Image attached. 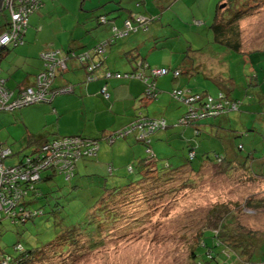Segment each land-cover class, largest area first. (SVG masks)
I'll list each match as a JSON object with an SVG mask.
<instances>
[{"label":"rangeland","instance_id":"374dc122","mask_svg":"<svg viewBox=\"0 0 264 264\" xmlns=\"http://www.w3.org/2000/svg\"><path fill=\"white\" fill-rule=\"evenodd\" d=\"M154 1L150 3V0H147V4L152 8L162 6L159 15L154 16L158 25L162 27L158 37L151 41L150 48L157 49L155 53L159 52L158 58L170 59L176 66L185 68L190 75L186 73L183 78L191 87L199 84L200 90H207L212 96H215L219 89L213 81L205 77V74L230 77L231 82L236 85L231 97L242 100L243 110L231 112L233 121L228 129L238 130L230 131L233 134L244 131L242 126H246L249 135V137L239 135L235 138L237 145L243 146L238 155L243 158L247 153L254 151L257 158L264 157V96L262 102H257L255 93L259 91L258 89L247 86L245 92L241 87L244 81H250V75H254L255 71L259 75V80H262L263 73H259L258 65L264 62V57L244 54L264 50V3L239 22V43L243 54H232L215 40L211 26L215 17L230 18L237 11L238 4L231 5L230 0L225 2L168 0L167 3ZM226 2L229 3L225 6ZM80 4L81 0L66 1L73 19L81 9L88 8L87 0L84 1L82 8ZM101 10L102 8L96 9L94 14ZM4 15L1 11L0 26L4 22ZM194 21L203 24L195 26ZM65 35L66 33L63 34ZM152 58L155 60L156 56L152 55ZM187 76L189 78H186ZM261 86H264L262 81ZM45 104L0 110V144L12 153L10 158L3 161L5 165H15L23 157L31 156L34 150L45 144V141L51 140V137L37 138V135H44L45 131L48 133L56 122L55 114H46L40 109ZM69 117L67 115L65 119ZM65 119L60 121L63 133L67 128V132L73 130L65 126L67 123ZM30 136L32 138H29ZM105 144L109 145L106 142ZM219 146H222L221 139L213 140V147L210 149L203 146L193 165H198L200 158L204 157L203 152H207V157L215 164L213 150L222 151ZM164 160L170 168L185 162L171 158ZM164 160L158 165H163ZM83 162L77 167L78 173L72 179L67 180L65 176L55 174L52 180L36 184L37 191L42 192L44 196L41 195L40 198L28 196L24 199L28 208L41 209L43 215L24 224L13 225L8 218L0 214L1 252L15 254L13 251L15 244H21L24 250L41 249L53 244L57 237L55 222L58 216L59 220L62 217L70 223H76L83 218L84 205L87 204L90 208L93 206V200L98 196L96 191L100 190L99 184L106 181L109 187L114 183L119 185L126 179L134 178V175L128 174L122 179L119 176L126 174L116 173L105 178L100 175L104 179L102 180L99 175L92 176L91 173L86 174L83 169L80 170ZM114 166L123 167L124 164L120 160L115 162ZM126 169L127 167H124L117 172L125 173ZM49 174L50 170L42 172L41 176ZM245 174L244 170L239 169L235 174L226 176L222 167L208 166L202 172L190 175V178L184 177L178 181L179 183L166 186V189L170 186L171 189L177 190L176 193L173 191L166 193L154 202L149 201L148 204L136 201L124 205L122 209L126 218L123 223L116 224L109 232H103L101 243L94 248L87 249L81 245V254L74 253L68 259H64L63 256L55 258L46 252L33 264H197L191 259L190 252L196 232L206 226L216 231L215 227L219 222L210 215V211L219 205L225 206L236 215L234 233L251 232L264 238V210H252L247 206L249 202L264 199V178L247 182L243 178ZM189 180L195 186L191 183L185 186V181ZM258 264H264V248L262 260Z\"/></svg>","mask_w":264,"mask_h":264},{"label":"crops","instance_id":"0c3cea01","mask_svg":"<svg viewBox=\"0 0 264 264\" xmlns=\"http://www.w3.org/2000/svg\"><path fill=\"white\" fill-rule=\"evenodd\" d=\"M66 1L43 0L42 6L28 18L22 44L17 47H9L1 56L0 78L4 80L5 88L13 96H17L22 89L34 87L36 77L43 69V62L40 58L42 53L47 51L62 53L69 50L82 53L110 37L112 34L110 26L98 24L95 20L96 16H105L113 21L117 28H122L123 20L126 18L135 15L158 16L162 7L152 8L147 4V0H98V2L87 0L88 8L81 9L73 19L70 16L71 11L66 6ZM72 1L75 2V0ZM84 1L81 0V8ZM153 1L150 0V3ZM167 1L160 0V2L166 3ZM100 8H102L101 12L94 14L95 10ZM1 11L2 8H0ZM6 20L4 17L0 32L4 31ZM161 27L154 21L149 24L146 31L139 28L137 32L113 42L103 55L104 68L110 71L124 73L134 70L135 61L130 60L129 55H134L136 60H143L150 69L164 67L180 69L182 74L177 79L170 75L155 79V86L158 90L156 99L145 98L146 87L140 80L105 82L102 78H98L95 81L87 82L82 66L78 65L75 60L69 59L67 60V70L58 74L51 82V89L55 92L53 99L40 108L46 114H55L56 122L53 123L48 133L45 131L44 135H37V138L51 137L52 139L71 135L100 138L102 133L125 127L138 119L139 116L151 119L163 118L168 123V128L152 137L153 151L157 157L159 156V159L171 158L183 161L189 146V139L192 137V130L189 127H175L176 121L184 114L186 108L173 99L170 94L173 89L190 90L192 94L207 90H200L201 87L197 83L196 87H191L183 78V75L186 74L185 68L176 66L170 59L158 58L159 52L155 53L157 49L150 48L151 41L158 37ZM64 33H66L65 36H63ZM152 55L156 56L155 60ZM205 75V77L210 76ZM216 76L212 75L210 78ZM262 76L263 79L264 75ZM262 81L264 84V79ZM256 83L258 85L251 86L250 84L249 86L259 90L255 95L258 98L257 101L262 102L264 86H261L258 74ZM103 87L108 93L107 99L101 93ZM241 87H244V84ZM65 90L70 91L66 92ZM67 115L70 117L65 119ZM62 119L67 120V123L64 120L65 126L73 128L72 131L67 132V128L64 133L62 132L60 126ZM229 126L230 122L224 117L218 123L216 120L204 123L202 136L198 139L200 153L203 146L210 149L213 147V140L221 139L222 146L219 148L224 151L226 157H230L233 142L227 135ZM242 127L246 128V126ZM143 156V146L129 135L112 145L101 142L96 157L82 161L80 170L83 169L86 174L91 173V175L96 174L102 177H112L116 173H119L118 175L126 174L119 176L123 178L128 176L127 170L125 173L117 171L130 165H136ZM120 160L124 166L115 167V162ZM109 167H111V174L108 172ZM78 170L76 168V173Z\"/></svg>","mask_w":264,"mask_h":264},{"label":"trees","instance_id":"16d2710c","mask_svg":"<svg viewBox=\"0 0 264 264\" xmlns=\"http://www.w3.org/2000/svg\"><path fill=\"white\" fill-rule=\"evenodd\" d=\"M223 1L225 2L226 0ZM229 2L231 3V5L233 3L238 4L237 11L234 14H232L231 17L228 19L226 18L218 19L215 17L211 27L215 33V40L218 43L223 44L225 49L229 50L228 52H231L232 54H243L240 50V43H239V28H238L239 22L245 19L248 15H251L253 11H255L256 9H259L260 5L264 3V0H230ZM229 2H226L225 6ZM2 11L5 13L4 16L5 19H7L6 25L4 27L5 30L9 23V14L4 8H2ZM141 18L145 20L144 24L139 23L138 19ZM101 19H104V23L101 22ZM95 20H97L98 24L100 25L110 26V30L112 33L110 37L105 39L103 42L97 43L95 46L82 53H75L73 50H69L67 52H62V53L58 51L57 52L60 55L67 56L68 58L67 60L69 59L75 60L78 63V65L82 66L86 74L85 79L89 75L87 71L88 67L92 65H96L97 67L95 68L93 73H91L92 75L95 76V80L98 78H102L105 82L110 80H119V81H127L131 79L140 80L144 83L146 87L145 98L147 99L146 90H150V88L148 89V87L152 86L153 87L152 94H154L155 97L151 100L156 99L158 90L156 89L154 81L156 78H159V76L154 78L150 76V70L152 69H150L148 64L143 60L141 59L136 60V57L134 55H129V59L135 61V65H136L135 69L132 70L131 72L122 73L118 71H110L104 68L103 55L106 49L113 42L123 38L115 35L112 28L114 27L117 31H122L123 27L117 28L113 24V21L107 19L105 16L102 15L96 16ZM127 20H129L131 26H133V30L128 31L126 36H128L131 33L137 32L139 28L141 30L146 31L148 29L149 24L156 21L157 18L151 15L150 16L135 15L123 20V25L124 22ZM201 24H203V22H201ZM194 25L200 26L196 24ZM9 47L4 49L0 55L2 56L3 53ZM98 47H101L102 49L101 53L95 52V50ZM84 54H87L88 56L87 59L84 61H79L78 58ZM250 54H254L253 56L256 57L257 56L264 57V50L255 51L244 55H250ZM65 64H66L65 70L62 71L59 70L57 75L64 73L67 70V61ZM263 65L264 62L259 63L258 67L260 69L259 73H263L264 75ZM155 69H161V68H155ZM166 69L169 70L171 73L169 72L163 76L170 75L173 78L177 79L182 74V71L177 68L176 69L166 68ZM173 71H178L179 72L178 76L174 77L172 75ZM98 73H100L101 75H99ZM106 73H109L111 76L118 74L119 76H121V78L108 79L105 77ZM186 73L190 75L189 72ZM257 74H258L257 71H255L254 75H250V81H244L243 91H245L246 87L249 86L250 84L251 86H253L254 84L258 85V83H256ZM125 75L126 77H124ZM207 79L213 81V83L219 89L215 94V96H212L207 91H202L201 93L192 94L190 90L173 89L172 92L175 90H179V91H183L187 97L198 98V101L192 102L190 104H186L182 100L175 99L172 96V92L170 94L173 99L184 105L186 108L184 114L176 121L175 127H184V128L189 127L192 130V137L189 139V146L184 158L185 162L178 166H175V168H170L169 164L166 163L164 159H159V156L157 157L156 154L154 153L151 144L152 137L155 134L163 132L168 128V123L163 118L151 119L148 117H143L144 119H148V120L163 119L165 122L164 127H160L154 130L143 141L137 140L136 133H131L124 137L116 136V133L124 130L126 127H128L130 124L137 121L138 119H135L125 127H122L118 130L110 131L108 133L106 132L102 133L100 138H90L81 135H71V136L55 137L49 141H45V143H47L61 138L80 137L82 139L97 144L98 150L95 156L80 158L75 163L73 171L71 172L70 176L68 178L65 177L67 180H70L75 176L76 168L78 164H80L84 160H88L96 157L101 142H106L107 144L112 145L116 141L123 140L127 136L131 135L133 136L136 142H138L140 145L143 146L144 156L142 159H140L137 162L136 165L134 166L130 165L126 169L129 174L134 175V178H131L129 180L126 179L124 183L119 185H116L114 183L112 184V186H110L108 184L109 187H107L106 181L105 182L103 181V183L101 184L97 183L99 184L98 187L100 189V190L97 189L96 191L98 192V196L94 198L93 206L91 208L90 206H87V204L84 205V210H83L84 215L82 216L83 218L81 220H79L76 223H70L66 218L63 219L62 217H60L59 220V216H58V219L55 222V226L57 227V235H56L57 237L55 238L53 244H49L41 249H35V250H24L21 244H15L13 245V251L15 253L13 255L4 254L3 252L0 251V264H33L34 262L40 260L41 255L43 253L46 254V252L48 254L50 253L51 256H55V258H62L63 256L64 259H68V257L74 253L75 255H80L82 248L81 245L86 246L87 249L94 248L95 246L101 243L103 232H109L110 229L115 227L116 224L120 225L123 223L124 218H126L123 215L124 211L122 209L124 205H128L136 201L148 204L149 201L154 202L157 198L163 197L164 194L166 193L169 194L172 191L176 193L177 190L173 188L171 189L170 186L168 187L169 189H166V186L172 183H179L178 181H181V179L184 177H189L190 175L198 174L208 166L222 167L223 172L226 176L235 174V172L239 169L244 170L246 174L244 175L243 178H245L247 182H252L253 180L256 181L258 178L263 179L264 178L263 156L257 158L256 156H254V151L247 153L246 157L243 158L240 157V155H238L242 151L243 146L240 144L237 145L235 138H237L239 135L242 137H249V135H247L248 131L246 130V128H244V131L233 132V134L230 131L232 130L238 131V130L236 129L229 130L227 128V132H228L227 135L230 139H232L233 142L232 154L230 157H226L222 149H221L222 151L219 152L218 150L215 151L213 150V155H214L213 160L215 162L214 164L207 157L206 154L207 152H203L202 154L204 155V157L200 158V162L198 163V165H193V161L195 160V158L198 157V152H200L198 139L201 138L203 133L202 125L210 120H216V123H218L219 121H221L223 117L227 118L228 121L231 123L233 121L231 112H242L240 110H243V108H241L243 105L242 100L234 99L231 97V92L236 88V85L234 82L233 83L231 82L230 77L222 78L220 76H216L214 78H210L209 76ZM50 90L52 91L51 87ZM208 99H211L212 104L214 105L222 104V109L220 111L219 110L215 111V114L212 112L211 113L208 112L204 116L203 113H206L208 110L205 106L206 105L205 102ZM192 112H195L194 117L190 116ZM199 115H201L202 117L198 118ZM27 157L33 158L30 156H25L22 159H20L18 163L11 166L9 165V167L22 165ZM163 160L165 163L163 165H158ZM50 171L51 174L46 175L45 177L41 176L42 172H45L42 171L39 175L38 182H36L33 186V190L27 192L18 201L17 208L15 210L17 212L16 218H11L9 214L4 213V211H0V214H3L5 218H8L11 221V224L13 225L24 224L32 218L43 215V211L41 209L28 208L27 205H25L24 203V199L28 196H31L33 198H40L41 195L44 196L42 192H38L36 189V184H38L39 182L50 181L52 180L55 174H61L65 176L64 174L58 173L57 171L54 170L53 171L50 170ZM108 172L111 174V167H109ZM105 177L106 176H104L103 178ZM103 178L101 177L102 180H104ZM187 183H191L193 186H195L194 183L190 182V180L189 182L185 181V186L187 185ZM21 186H25V185L22 184ZM75 187L77 186H74V188ZM247 206L252 210H260V209L264 210V199L249 202ZM210 215H212V217H215L216 221L219 222L218 225H216L215 227L217 229L216 231L210 230L209 228H206L207 227L206 226L205 228H201L199 231L196 232L195 240L194 243L192 244L190 251L191 259H193V261H196L197 264H258L261 262L262 249L264 248V238L262 236L258 237L256 233H251V232L234 233L233 225L236 215L223 205H219L218 207L214 208V210L210 211ZM1 221L2 218L0 217V233H1ZM18 246L21 247V250L17 249Z\"/></svg>","mask_w":264,"mask_h":264},{"label":"built area","instance_id":"2783aa9c","mask_svg":"<svg viewBox=\"0 0 264 264\" xmlns=\"http://www.w3.org/2000/svg\"><path fill=\"white\" fill-rule=\"evenodd\" d=\"M43 0H3L2 6L9 14V23L7 28L0 32V54L9 46L17 47L22 44L23 35L28 25L29 16L42 6ZM140 24H144V19H138ZM104 23V19H101ZM194 24L200 25V21H195ZM139 25V24H138ZM140 26V25H139ZM115 35L118 37H124L128 31L133 30L129 20L124 22L123 30L117 31L112 28ZM95 52L101 53V47H98ZM1 56V55H0ZM87 54L81 55L78 60L84 61L87 59ZM43 62V69L37 75L35 85L33 88L22 89L17 96H13L8 89L5 88L4 80L0 78V110H13L19 109L25 106H31L40 103H49L53 99L55 92L50 90L51 82L59 72V70H65L67 56L60 55L55 51H47L40 55ZM97 66H89L87 71L89 75L86 78L87 82L95 80V76L92 75ZM170 71L166 68L152 69L150 70V76L157 77L163 76ZM171 73V72H170ZM178 71H173L174 77L178 76ZM128 76V75H127ZM140 76V75H139ZM138 76V77H139ZM106 78H117L121 76H111L109 73L105 74ZM126 77V75L124 76ZM146 90L147 99H153L155 97L152 94V86H149ZM66 92L70 90H65ZM101 93L105 99L108 98L106 88L101 89ZM172 96L175 99L182 100L186 104L198 101V98L187 97L183 91L175 90L172 92ZM206 108L208 112L215 114V111L222 109V104H212L211 99L206 102ZM212 104V105H211ZM214 110V111H212ZM195 112H192L190 116L194 117ZM202 116L199 115L198 118ZM165 122L163 119L148 120L144 118H138L137 121L130 124L124 130L116 133L118 137H124L131 133H136L137 140H145L149 134L154 130L164 127ZM98 150L96 143L82 139L80 137H68L53 140L41 145L29 158L27 157L25 162L20 166L9 167L6 166L3 161L11 156V151L3 147L0 144V211L8 213L11 218H16L18 201L27 192L33 190V186L39 180V175L42 171L54 170L58 173H62L68 178L73 171L75 163L84 157L95 156ZM24 184L25 186H21ZM17 220V219H16ZM19 250L21 247L18 246Z\"/></svg>","mask_w":264,"mask_h":264},{"label":"water","instance_id":"95a60500","mask_svg":"<svg viewBox=\"0 0 264 264\" xmlns=\"http://www.w3.org/2000/svg\"><path fill=\"white\" fill-rule=\"evenodd\" d=\"M2 1H3V0H0V8H1Z\"/></svg>","mask_w":264,"mask_h":264},{"label":"bare ground","instance_id":"6f19581e","mask_svg":"<svg viewBox=\"0 0 264 264\" xmlns=\"http://www.w3.org/2000/svg\"><path fill=\"white\" fill-rule=\"evenodd\" d=\"M1 8H4V7L2 6V4H1Z\"/></svg>","mask_w":264,"mask_h":264}]
</instances>
